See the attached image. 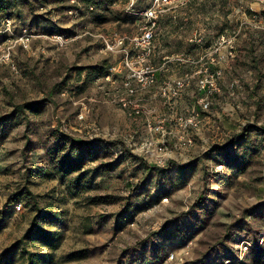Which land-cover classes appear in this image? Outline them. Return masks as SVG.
Returning <instances> with one entry per match:
<instances>
[{
  "label": "rangeland",
  "instance_id": "374dc122",
  "mask_svg": "<svg viewBox=\"0 0 264 264\" xmlns=\"http://www.w3.org/2000/svg\"><path fill=\"white\" fill-rule=\"evenodd\" d=\"M155 1L0 0V264H264V0Z\"/></svg>",
  "mask_w": 264,
  "mask_h": 264
},
{
  "label": "built area",
  "instance_id": "2783aa9c",
  "mask_svg": "<svg viewBox=\"0 0 264 264\" xmlns=\"http://www.w3.org/2000/svg\"><path fill=\"white\" fill-rule=\"evenodd\" d=\"M191 1V0H181L180 5H184L186 2ZM177 3V0H156L154 3V6L149 8L148 11L145 12L146 17L149 19L150 23L152 24L153 27L157 25V20L159 18V15L157 14V9H160L162 6H171ZM178 7V5H177ZM160 12V11H159ZM150 27L149 29H145L143 33L140 36H137L133 39H128L127 37H120L116 41V45L118 47H124L125 43L127 40H129L131 43L135 44V47L142 50L143 54H145L147 57H149L152 53V43L154 41V32H153V27ZM224 40V37L222 38ZM233 48L231 47V50ZM232 54V53H231ZM126 61L128 62V54L126 55ZM141 56L138 55V58ZM157 70L153 69L152 67L147 66L144 69H141L136 72L135 80L143 85V88L146 87H151L157 82V76H156ZM219 76V74H216ZM212 78L215 76H211ZM216 81V80H215ZM207 84H204V88L206 87ZM128 86V84H127ZM184 82L183 81H177L172 89V98L177 99L180 92L184 88ZM212 86H214L212 84ZM129 95L131 96H136L138 91L137 89H134L132 87H128ZM124 107H131V115L136 116L142 113V110L136 105V103H133L131 101H127L125 99H121V101ZM204 108L209 107V103H205L202 101V104ZM160 128H157V131H159Z\"/></svg>",
  "mask_w": 264,
  "mask_h": 264
}]
</instances>
